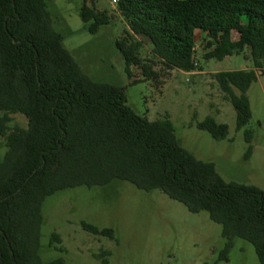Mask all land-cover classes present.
Returning <instances> with one entry per match:
<instances>
[{"label":"trees","instance_id":"trees-1","mask_svg":"<svg viewBox=\"0 0 264 264\" xmlns=\"http://www.w3.org/2000/svg\"><path fill=\"white\" fill-rule=\"evenodd\" d=\"M89 1L83 0L79 15L96 34L111 17ZM116 8L129 27L116 47L130 78L133 66L146 80L157 76L153 62L140 56L144 39L155 60L184 72L197 68L199 38L205 59L223 61L249 50L251 69L214 75L236 110L237 129L248 125L247 92L258 70L264 73V0H120ZM14 114L25 116L27 127H12ZM197 127L216 140L229 135V126L213 116ZM0 135L6 148L0 157V264H65L63 257L41 258L44 201L66 189L116 180L159 190L192 213L208 212L227 240L220 261L229 260L234 239L241 238L264 264V190L226 182L214 163L180 145L169 114L140 116L123 88L91 79L65 47L47 0H0ZM246 139L251 142L249 132ZM81 224L116 240L112 228ZM54 243L62 244L60 235H53Z\"/></svg>","mask_w":264,"mask_h":264},{"label":"rangeland","instance_id":"rangeland-1","mask_svg":"<svg viewBox=\"0 0 264 264\" xmlns=\"http://www.w3.org/2000/svg\"><path fill=\"white\" fill-rule=\"evenodd\" d=\"M47 3L65 47L91 79L123 88L128 106L140 116L157 120L169 114L180 145L197 159L214 163L226 182L264 190V73L258 70V80L247 92L252 117L241 130L237 129L235 108L214 78L221 71L251 69L249 50L223 61L205 59L207 49L199 38L197 68L184 72L167 69L155 60L150 42L144 39L140 56L144 62H153L157 76L146 80L142 69L133 66L130 78L116 47L129 27L109 0L89 1L111 17V23L96 34L85 28L79 15L83 0ZM237 38L234 32L233 39ZM208 116L229 126L227 138L216 140L197 127ZM12 117V127H27L25 116ZM5 151L0 135V157ZM42 214L40 255L45 262L63 257L65 264H104L105 260L106 264H260L254 245L241 238L234 239L229 260L220 261L227 240L222 226L208 212L192 213L159 190L146 192L126 181L60 191L46 198ZM82 222L114 229L116 240L87 232ZM54 234L60 235L62 244H52Z\"/></svg>","mask_w":264,"mask_h":264},{"label":"built area","instance_id":"built-area-1","mask_svg":"<svg viewBox=\"0 0 264 264\" xmlns=\"http://www.w3.org/2000/svg\"><path fill=\"white\" fill-rule=\"evenodd\" d=\"M109 2L113 7H117V5L120 3V0H109ZM196 66H197V63H196Z\"/></svg>","mask_w":264,"mask_h":264},{"label":"crops","instance_id":"crops-1","mask_svg":"<svg viewBox=\"0 0 264 264\" xmlns=\"http://www.w3.org/2000/svg\"><path fill=\"white\" fill-rule=\"evenodd\" d=\"M226 60V59H225Z\"/></svg>","mask_w":264,"mask_h":264}]
</instances>
